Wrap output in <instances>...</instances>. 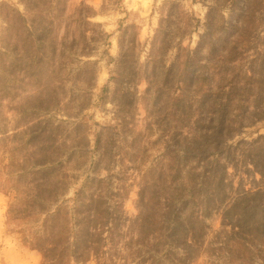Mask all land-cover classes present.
Listing matches in <instances>:
<instances>
[{"label":"rangeland","instance_id":"obj_1","mask_svg":"<svg viewBox=\"0 0 264 264\" xmlns=\"http://www.w3.org/2000/svg\"><path fill=\"white\" fill-rule=\"evenodd\" d=\"M260 4L264 0H0V264H140L147 256L143 246L157 240L167 252L152 248L150 264H225L229 255L219 248H229L220 247L219 240L235 222L225 209L240 199L264 202ZM245 29L247 44L255 42L247 51L234 46ZM235 47L241 54L228 62L229 49ZM185 61L198 66L186 74L190 85L183 92ZM221 64L222 69L207 68ZM205 78L209 83L204 87ZM199 84L217 103L225 102L233 85L247 95L231 96L226 127L219 134L200 131L209 136L204 148L226 151L218 158L223 174L217 196L210 179L215 205L203 235L187 230L181 239H164L160 222L169 220V208L162 206L167 191L160 190L158 180L177 167L182 140L196 133L185 127L173 137L168 122L172 113L179 118L186 105L192 115L197 113ZM242 104L240 117L236 108ZM43 119L50 124L38 125ZM58 123L64 126L56 129ZM39 130L52 135L41 139ZM12 186L27 189L22 194ZM143 191L158 194L159 204L141 205ZM52 192L65 194L56 202ZM100 194L103 211L89 213L97 218L95 225L64 221L73 212L69 208L76 207L70 201L96 206ZM30 195L31 203L22 201ZM62 205L67 207L55 213ZM11 206L16 207L12 212ZM141 211L157 228L139 238ZM66 225L73 226L68 237L56 240ZM106 228L111 230L104 240ZM172 240L176 249L167 248ZM127 242H138L137 259L134 248L131 253L124 247ZM188 256L193 260L186 261Z\"/></svg>","mask_w":264,"mask_h":264},{"label":"trees","instance_id":"obj_2","mask_svg":"<svg viewBox=\"0 0 264 264\" xmlns=\"http://www.w3.org/2000/svg\"><path fill=\"white\" fill-rule=\"evenodd\" d=\"M259 8L262 7V4L258 5ZM253 10L259 9L254 6H252ZM264 8V6L262 7ZM248 32V29H245L240 36H237L234 41L235 45H241L244 47V50H250L254 45L255 42L247 44L248 36L246 33ZM208 38V35L202 36L200 38L199 44H203L206 39ZM257 39V38H255ZM198 44V45H199ZM216 45V43L214 44ZM233 46V47H234ZM200 48V45H199ZM241 54V50H236L235 48L229 49V57L227 59L228 62H234L238 59L239 55ZM198 66V64H192L189 61H185L182 64L180 76L183 78V92L187 91L190 81L186 78V74H188L189 69L191 67ZM202 67V65H200ZM206 68L207 66H203ZM218 68L222 69L224 68V64H221L220 66H212L207 68ZM179 82V80H178ZM203 86L207 85L209 83V79L205 78L202 80ZM255 82H259V79H256ZM242 86L233 85L230 90L225 93V102H215L216 97H211V93L205 92L202 88V84H199L195 91V98L196 102L200 104V107L197 110V113L195 115H192L189 111L191 109V106L186 105L184 106V109L182 110V115L179 118H176L175 115L172 113L170 115L171 119L170 122H168V127L171 129L172 136H178L181 131L187 127V128H193L196 133L192 134L190 139H183L182 144H184V147L181 149V161L178 164H175L177 167L167 175H163L159 178V188L162 192L167 191L166 195V201L162 202V206L166 204L168 206V210L166 214L169 216V220L165 221L162 220L160 222V227L162 226V235H164V239H170V238H178L181 239V236L187 231V230H193L196 231L197 236L203 235L204 233V227H207V222L211 220L212 218V210L214 208L215 202H214V196L209 194V190H211V185L213 182H210V179L214 181V189L216 190V196L219 194L217 190V186H219V183H221V179L219 177V173L223 174L222 163L218 160L219 157H221L226 151L219 152V148H216L214 146L213 150L209 151L204 147H207L208 145V139L209 136L202 135L200 131L204 129H214L217 130V134L224 129L225 126V117L228 110V104H230L234 99L231 96H245L247 93L241 90ZM209 98H213V100H209ZM237 110V115L242 117L244 114V105H239ZM215 115V118L213 116ZM236 115V116H237ZM213 118V119H211ZM211 119V120H208ZM50 124L48 119H43L41 122L38 123V125H46ZM238 123H242V120H238ZM60 126H64V123H58L57 126H55L56 129H59ZM37 127V125H36ZM216 134V135H217ZM38 135L42 138H49L51 137L52 133H47L44 130H39ZM220 142V136L217 135ZM81 139V138H80ZM56 141L55 137L50 139V143L53 144ZM96 142V140H95ZM24 144V143H23ZM24 148V146H21ZM55 151H58V149H55ZM57 153V152H56ZM43 157L46 158V155L43 154ZM190 162V165L188 164ZM193 163V164H192ZM59 164V163H58ZM197 169L200 171L198 173ZM181 172V180H179V174ZM11 188H14L17 192V189L19 186H12ZM68 188V187H67ZM207 190V191H206ZM84 190L80 189L75 193V198L80 195ZM64 193H58V192H52L51 198H53V201H58V198L60 196H63ZM92 194H88L87 197H90ZM28 195L25 196V198ZM25 198L22 199L23 202H28ZM100 199L98 205L94 206L91 205H84L83 202H79L78 199L75 200H67L70 201L72 204H76L75 208H69V212L73 211L75 212L72 216L73 212L71 214L67 210H65L63 213L67 214L63 217L64 221H68L69 224H72L73 222L81 223L84 222L87 225V228L91 225H95V222L97 221V218L90 217L91 212L99 213L103 211L104 207V195L100 194ZM22 201L18 204L17 207L21 206ZM154 201L157 203V205L160 202V196L158 194H146V192L143 191V197L140 201V204L143 206H151L150 203ZM203 201L201 204V207L199 208L198 204L199 202ZM217 202V201H216ZM79 203V204H78ZM242 203V204H241ZM63 208L57 207V210L55 213L60 212L61 209L66 208L67 205H62ZM102 210L99 211V209ZM15 206L10 207V211L15 210ZM78 208V210L81 211H75V209ZM229 212V213H228ZM54 213V214H55ZM158 211H154L153 215H156ZM225 213L229 215V217L233 220L235 219V222L231 224V232L228 233V235L224 236L223 240H219V243L221 244L220 247L223 249L225 247L229 248L228 252L224 249L223 251L219 248V251L221 254L228 253L229 257L223 258L225 264H253L251 261H254L252 257L264 260V202L261 204L256 202H250L246 199H240L233 203L230 207L225 209ZM52 218V215L49 217ZM140 228L138 231V237L140 238L141 235H143L145 232L148 231V234L151 233V229H156L157 227L154 226V220L149 219L147 217L144 218V214L141 211L139 215ZM100 219L98 223H100ZM234 221V220H233ZM169 222V225L166 227L165 223ZM103 225V224H102ZM72 227H66L61 230L60 234H57L56 236L58 239H66L68 237L67 231L69 229H72ZM115 231L118 232V228L115 225ZM111 229L106 228L104 233H106V238L109 237V233ZM225 230V229H223ZM101 231V230H100ZM103 232V230H102ZM66 233V235H64ZM85 233H87L85 231ZM168 233V237L165 236V234ZM176 233V234H175ZM179 235H178V234ZM181 234V235H180ZM102 235L100 232L97 234L96 237ZM84 238H87L88 236L83 235ZM142 239V238H141ZM218 240V239H217ZM147 241V240H145ZM172 241H167L169 244L167 248L174 247L175 249L177 247L172 246ZM161 241L157 240L156 242L149 243L147 242L146 247L143 246L142 251L147 254V256H143L140 260V264H145L146 261L151 260L150 253L152 254V248L156 252H158L157 248L162 247L163 249V255L166 254L167 251H165V248H163V244H160ZM160 244V245H158ZM184 244L186 248L190 249V246L184 241ZM106 245V243L103 241L101 244V249ZM132 245L134 247H132ZM178 245V244H177ZM180 247L182 251H184L183 243L181 242ZM138 242H127L125 243L124 247L129 248V250L132 253V249L134 248L133 255L135 256V259H137L140 254L141 250L138 249ZM87 248V247H85ZM100 251V253L105 254V252ZM96 250V248H95ZM86 251V256L89 254ZM161 256V255H160ZM147 257V258H146ZM86 259H89L86 258ZM193 258L191 256H188L186 258V261H192Z\"/></svg>","mask_w":264,"mask_h":264},{"label":"crops","instance_id":"obj_3","mask_svg":"<svg viewBox=\"0 0 264 264\" xmlns=\"http://www.w3.org/2000/svg\"><path fill=\"white\" fill-rule=\"evenodd\" d=\"M26 189H27V188H25V187H23V188H20V187H19V188L17 189V191H21V193L23 194V191L26 192ZM6 195H7V194H6ZM27 201L30 202V203L33 201V198L31 197V195H30L29 198H27ZM1 211H2V209H1ZM3 211H4V212H5V211H8V209H3ZM3 211H2V213H3ZM0 216H1V215H0Z\"/></svg>","mask_w":264,"mask_h":264}]
</instances>
